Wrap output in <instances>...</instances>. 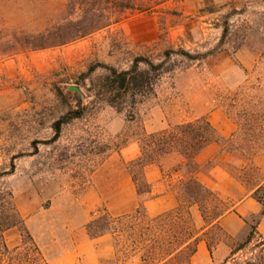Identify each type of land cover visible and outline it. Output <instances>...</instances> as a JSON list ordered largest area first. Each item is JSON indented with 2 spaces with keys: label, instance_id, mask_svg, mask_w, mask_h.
Masks as SVG:
<instances>
[{
  "label": "rangeland",
  "instance_id": "obj_1",
  "mask_svg": "<svg viewBox=\"0 0 264 264\" xmlns=\"http://www.w3.org/2000/svg\"><path fill=\"white\" fill-rule=\"evenodd\" d=\"M122 2L132 7L113 13ZM101 21L112 24L33 48L62 40L50 32L70 37ZM145 60L165 65L156 69ZM136 61L152 87L119 112L103 101L106 77ZM218 109L237 125L231 138L205 129L203 120ZM178 126L184 141L153 166H170L164 176L180 195V209L159 219L110 215L109 206L124 204L128 186L147 188L133 163L148 136ZM212 141L247 157L264 153V0H0V217L11 194L22 220L5 234L10 252L0 264H54L86 227L92 236L111 231L121 250L147 253L154 262L198 230L191 202L208 223L230 209L194 179L193 159ZM168 155L184 161L174 167ZM238 174L248 186L261 180L251 162ZM27 234L40 256L15 250ZM208 238L222 234L213 229ZM253 247L227 264L257 254Z\"/></svg>",
  "mask_w": 264,
  "mask_h": 264
},
{
  "label": "crops",
  "instance_id": "obj_2",
  "mask_svg": "<svg viewBox=\"0 0 264 264\" xmlns=\"http://www.w3.org/2000/svg\"><path fill=\"white\" fill-rule=\"evenodd\" d=\"M207 121L215 129L221 139L231 138L237 130L236 123L222 110H214L208 114ZM142 155L141 147L140 154ZM175 159L174 167L183 163V158L168 155L165 162ZM252 163L261 175V180L255 186H248L238 174ZM193 163L198 166L194 179L204 190L217 199L228 201L230 209L221 214L211 223L206 222L202 212H194L195 204L191 202L190 215L196 230L193 236L171 256L164 259L159 254L152 262L149 254H139L136 250L128 252L121 250L111 231L92 236L87 229H81L73 233L77 241L75 247L60 252L52 261L54 264H176L185 257L181 264H226L230 258L236 243L244 242L255 226L257 236L264 239V211L262 204L255 197L256 192L264 187V153H258L252 157L225 151L218 142L207 143L194 157ZM144 167L143 172L149 191L140 195L138 186H128L124 204L119 208L109 206L108 212L113 217L120 218L137 213L144 209L151 217H160L172 211L180 209L182 202L177 190L172 188L168 177L164 176L168 166ZM176 165V166H175ZM182 168V167H181ZM148 169V170H147ZM135 182V181H134ZM132 179L130 178V183ZM136 184V182H135ZM135 187V189L133 188ZM136 196H148L147 199H134ZM252 222V220H254ZM202 222L198 224V221ZM217 229L222 238L211 242L208 234ZM198 239V240H197ZM197 240V241H196ZM195 244L194 251L189 246ZM147 254V255H146ZM156 261V262H155Z\"/></svg>",
  "mask_w": 264,
  "mask_h": 264
},
{
  "label": "trees",
  "instance_id": "obj_3",
  "mask_svg": "<svg viewBox=\"0 0 264 264\" xmlns=\"http://www.w3.org/2000/svg\"><path fill=\"white\" fill-rule=\"evenodd\" d=\"M130 4H123L121 3L120 6L116 7L113 11V13H124L127 9L131 8ZM101 12L104 10L101 9ZM119 20H116L118 22ZM96 26L93 29H86L83 28V30H77L74 34H72L70 37H64L66 34L65 32L58 31V34L50 32V37H58L61 36L62 40L59 41H50L46 45H33V48H42V47H52L57 46L60 43L64 44L68 41H73L76 39H79L80 37H83L89 33H92L94 31H97L99 29H102L104 27H107L112 24V22H97ZM230 32V27L227 24L226 30L224 31V41ZM41 36H44L41 35ZM236 49H239L238 47ZM212 52H209L205 55H209ZM204 55V56H205ZM203 56V57H204ZM170 55L167 56L166 59H168ZM141 61H136V63L128 70H118L115 68L110 69V74L106 77V81L104 84V92L101 94L103 97V101H105L108 105L115 108L119 112H123L126 109L127 105L135 104L136 100L139 96L144 95L146 88L152 87V84L148 83L147 79L139 73V66ZM145 63L150 67H155L156 69H161L165 65V61H163L159 65H154L152 62H148L145 60ZM205 124L206 131L209 130L212 133H216L215 129L212 127V125L207 121L203 120ZM182 126L175 127L173 129L174 133L171 132V130H164L157 134H152L148 136V139L144 145L141 146L142 155L140 158H138L133 164H139L144 169L145 166L149 164L155 163L159 157L163 154H167L177 148V145H180L182 143V138L178 137V134L175 133L176 129H181ZM184 141V140H183ZM147 147L152 149V156L148 154ZM155 154V155H154ZM135 182H138V178L135 177ZM138 185V184H137ZM147 188L144 191H141L139 189L140 195H145L149 191V184L146 181ZM139 186V185H138ZM264 187H261L255 194V197L257 200L262 204L263 211H264ZM5 218L0 217V259L4 257L7 253L10 252L8 245L5 241V234L17 227L18 225L22 224V220L19 216V213L17 211V208L14 204V201L12 199V195L9 194L8 200L5 201L4 204V212ZM139 215L147 216L145 210L142 208L138 210L135 216L138 217ZM157 217L156 219L161 218ZM217 219V218H216ZM150 229V226L148 227V230ZM97 236V235H96ZM193 236V234L191 235ZM257 232L255 226L253 227L252 232L250 233L249 237L240 245L237 247H234L232 254L230 258L226 261V264L229 260H231L234 256H236L239 252L242 250L249 249L250 246H254L252 249V252H256L257 254H254L252 257L244 260L241 264H264V239H256ZM198 240V239H197ZM196 240V241H197ZM188 240L180 241L176 246L169 249L165 255L163 256L164 259L171 256L175 251H177L180 247L184 245ZM196 244V243H195ZM195 244H192V247L190 248L191 251H194ZM21 247L29 248L30 250H33L36 254L39 256L41 255L40 250L38 246L36 245L33 238L27 234L25 238L22 240V244L15 248L19 249ZM2 260V259H1Z\"/></svg>",
  "mask_w": 264,
  "mask_h": 264
},
{
  "label": "water",
  "instance_id": "obj_4",
  "mask_svg": "<svg viewBox=\"0 0 264 264\" xmlns=\"http://www.w3.org/2000/svg\"><path fill=\"white\" fill-rule=\"evenodd\" d=\"M72 90H75L76 92H80V90L78 89V88H74V89H72Z\"/></svg>",
  "mask_w": 264,
  "mask_h": 264
}]
</instances>
